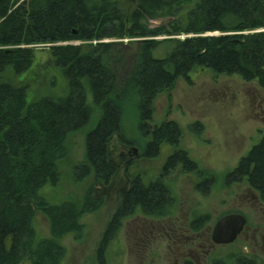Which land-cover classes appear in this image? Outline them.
<instances>
[{"label": "trees", "instance_id": "1", "mask_svg": "<svg viewBox=\"0 0 264 264\" xmlns=\"http://www.w3.org/2000/svg\"><path fill=\"white\" fill-rule=\"evenodd\" d=\"M151 20L160 23L150 27ZM164 35L184 37L166 41L165 55L155 57L153 52L165 41L156 37ZM122 38H141L135 40L129 63L122 42L102 41ZM72 40L98 41L85 48L62 44ZM39 43L50 45L66 92L57 99L27 102L25 85L0 79V264H60L66 253L61 240L68 234L82 236L79 217L99 208L101 199L87 191L80 205L52 203L46 187L60 181L66 138L88 126L95 110V123L84 135L85 162L73 167V180L92 174L95 182L106 184L114 173L108 143L114 135L123 136L122 118L129 103L134 104L138 129L148 136L143 154L152 158L162 143H179L176 122L164 121L151 130L145 126L154 97L177 78L187 79L192 70L206 68L256 81L264 90V0H135L128 13L113 0H0V74L7 69L17 75L26 71L33 61L32 46ZM192 129L201 128L193 123ZM176 167L199 173L187 152L176 148L155 180H131L106 222L93 259L107 264L108 249L127 217L170 213L174 197L164 178ZM224 179L246 182L264 201V137ZM211 181L203 179L198 189L205 192ZM36 212L48 221L46 237L36 234ZM228 257L234 264H261L241 251Z\"/></svg>", "mask_w": 264, "mask_h": 264}, {"label": "rangeland", "instance_id": "2", "mask_svg": "<svg viewBox=\"0 0 264 264\" xmlns=\"http://www.w3.org/2000/svg\"><path fill=\"white\" fill-rule=\"evenodd\" d=\"M113 1L127 13L135 3V0ZM159 23L160 20H151L149 26ZM182 37L184 35L156 37L165 41L160 43L153 55L164 56L169 47L166 41ZM139 39L112 41L125 45L126 61L129 63L135 51V40ZM97 41L72 40L62 44L85 48ZM32 48L33 61L26 71L17 75L7 69L0 74V79L8 80L15 86L25 85L27 102L41 97H63L66 80L54 64L50 45L39 43ZM96 117L95 110L88 126L68 135L65 141L67 153L59 164L60 181L55 187H46L50 197L48 201L52 203L72 201L80 205L87 191H90L91 198L101 199L99 208L79 217L83 226L82 236L76 239L68 234L61 240L66 253L60 264H100L96 258L93 259L94 249L116 208L119 190L130 184L135 176H139L144 183L155 180L167 156L176 148L187 152L196 162L199 173H186L180 167L169 171L164 181L174 197L170 213L151 216L137 212L127 217L108 249L107 264H184V257H188L190 264H210L212 257L221 253L226 255L236 245L209 248L200 240V244L204 245L201 249L197 247V242L201 236L204 239L221 215L229 212H241L249 225L257 228V232L241 236L237 246L245 254L257 256L264 264L262 211L256 212L259 207L251 203L246 182L227 183L224 179L239 159L264 137V90L256 81H244L237 75H217L206 68L192 70L187 79L177 78L170 89L154 97L152 117L145 122V126L151 130L164 121H174L181 131L179 143L177 147L162 143L157 156L152 158L143 154L148 136H143L138 129L134 104L129 103L124 107L123 136L114 135L108 143L109 161L120 165L112 183V177L106 184L95 182L92 174L76 182L72 169L76 164L85 162L84 135L93 126ZM193 123L200 126L199 132L192 129ZM132 148L136 149L137 156H134ZM121 153H125L126 158L121 157ZM207 177L212 178V184L202 192L197 184ZM194 214L207 215L208 220L196 232L189 229ZM33 224L39 237L49 235L48 221L42 213L36 212ZM190 249L195 256L190 257Z\"/></svg>", "mask_w": 264, "mask_h": 264}, {"label": "flooded vegetation", "instance_id": "3", "mask_svg": "<svg viewBox=\"0 0 264 264\" xmlns=\"http://www.w3.org/2000/svg\"><path fill=\"white\" fill-rule=\"evenodd\" d=\"M127 154L130 155V151H129V150L127 151ZM120 156L123 157V158H126V157H125V156H126L125 153H121ZM134 156H137V154H134ZM131 158H132V157H131ZM128 161H129V160H128ZM128 161H126V163H128ZM110 162H111V161H110ZM111 163H112L113 166H114V173H113V175L111 176V177H112V179H111V183H112V181H113V179H114V176H115L116 172L118 171V168L120 167V165H118V164L115 163V162H111ZM125 166H126V165H125ZM135 177H136V176H135ZM135 177H134V178H135ZM199 183H200V182H199ZM129 186H130V184L127 183L126 186H124L123 188H121V189L119 190V192H118V196H117V200H119V195H120V193L123 192V191H125L126 189H128ZM247 193H248L249 198L251 199V203L254 204L256 207H259V209H256V212L259 211V210H261V211H262V214H263V216H264V201H262V199L260 198V196H259L255 191H253L249 186H248V188H247ZM229 213H230V212H229ZM239 213H241V212H239ZM226 214H228V213H225V214L221 215L218 219H220L222 216H224V215H226ZM243 216L245 217L246 222H245V224H244L242 230L240 231V233L237 235L236 239H235L233 242L228 243V244H233V245H236V246L231 247L232 250H231L230 252H228V254H226V255H223V253H221L220 256L216 255L215 257H212V258H211V262H210V264H215L216 261H217L218 259H220V260L223 259V260H224V261H223V264H234V261H233L232 259H230L228 256H229V254L234 253V251H235V252H236V251H241V252H243L241 249L238 248V246H239L238 242H239L240 237L243 236V235H245L246 233H248L249 235H251L252 233L257 232V228H256L255 226H253V225H249V223H248V219L246 218V216H245L244 214H243ZM199 217H203L201 221L199 220ZM206 217H207V215L194 214V215L191 217V220H190V223H189V229H190L191 231H193V232H196V231L201 230V229L206 225V223H207V221H208V220L206 219ZM218 219L215 221V223L213 224V226L210 228L209 233L204 237V239H203L202 236L200 235L201 237H199V241L197 242V247H200L201 249L204 248V245H201V244H200V240H201L205 245H208L209 248H213V247H215V246L223 245V244H217V243H214L213 240H212L213 227L215 226V224H216V222L218 221ZM196 220H198V222H197L196 225L194 226L193 224H194V221H196ZM205 228H206V227H205ZM200 238H201V239H200ZM237 245H238V246H237ZM190 250H191V249H190ZM202 252H203V251H202ZM243 253H244V252H243ZM193 254H194V253H193L192 250H191V251L189 252L190 257L196 255V254H195V255H193ZM250 256H253L254 258L258 259V257L255 256V255H250ZM187 258H188V257H184V261H183L184 264H190V263H191V261L188 260ZM225 258H227V259H229V260H226ZM258 260H259V259H258Z\"/></svg>", "mask_w": 264, "mask_h": 264}, {"label": "water", "instance_id": "4", "mask_svg": "<svg viewBox=\"0 0 264 264\" xmlns=\"http://www.w3.org/2000/svg\"><path fill=\"white\" fill-rule=\"evenodd\" d=\"M133 154L136 149L132 148ZM245 224V218L240 213H230L222 216L215 224L212 232L214 243H230L242 230Z\"/></svg>", "mask_w": 264, "mask_h": 264}]
</instances>
